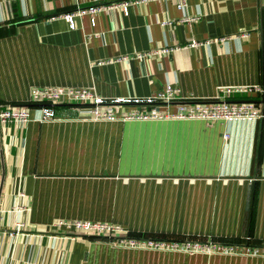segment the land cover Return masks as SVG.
<instances>
[{
  "label": "crops",
  "instance_id": "1",
  "mask_svg": "<svg viewBox=\"0 0 264 264\" xmlns=\"http://www.w3.org/2000/svg\"><path fill=\"white\" fill-rule=\"evenodd\" d=\"M114 1L0 0V108L26 103L32 86L85 87L110 100L150 96L166 83L179 99L264 85V0H185L183 12L174 0H130L126 14L102 10L93 22L75 15L73 28L62 18ZM183 14L197 18L188 24ZM191 39L201 44L187 46ZM163 46L170 52L150 54ZM53 111L39 121L30 109L11 136L0 127V264H264V119L104 121L74 105ZM15 204L28 210L7 212ZM15 218L26 228L9 236ZM55 219L259 250L188 254L126 248L107 237L69 240L46 230Z\"/></svg>",
  "mask_w": 264,
  "mask_h": 264
},
{
  "label": "built area",
  "instance_id": "2",
  "mask_svg": "<svg viewBox=\"0 0 264 264\" xmlns=\"http://www.w3.org/2000/svg\"><path fill=\"white\" fill-rule=\"evenodd\" d=\"M130 0H118L109 3H92L83 8H75L72 11L62 14V18L68 23L70 28L74 27L73 16L88 14L93 22V14L98 11H112L127 13V5ZM136 3H143L147 0H131ZM174 5L179 11L186 8L185 0H174ZM197 17L195 15H184L182 22L191 23ZM162 24H169L168 21H162ZM245 34H239L243 38ZM87 38L90 35L86 36ZM225 37L217 38L219 42L224 41ZM206 43V42H205ZM200 42L190 40L187 46L196 47ZM171 48L163 46L150 52L151 55L170 52ZM141 58L143 54H136ZM125 56L118 58L123 59ZM178 88L175 85L166 83L156 93L140 97L115 98L106 100L95 91L85 87L70 86H32L28 91V100L24 104H10L0 108V127L10 135L11 129L21 131L23 125L30 118V109L39 112V121L49 120L54 117L53 107L55 105L66 104L74 105L84 109L89 118L93 120L115 121V120H147V119H199L205 121H255L264 119V85L220 87L215 97L211 99H179ZM258 94L261 99L254 101L251 99H234L233 94ZM122 104L139 105L138 108L129 110L119 109ZM173 104L172 111L165 110ZM227 134H223L226 138ZM18 197L22 192H17ZM28 210L26 204H15L7 212L16 214L24 213ZM11 230L8 235L22 234L26 228L24 220L15 218L10 220ZM46 230L51 231L50 235L56 238H67L73 240L79 236H97L112 238L116 244L132 249H149L158 251L182 252L188 254L194 253H219L224 255L249 254L256 255L258 248L248 247L238 244H221L213 242H199L190 240H165L150 237L129 236L125 230L116 224L104 221L89 220H53ZM264 254V249L261 250Z\"/></svg>",
  "mask_w": 264,
  "mask_h": 264
}]
</instances>
